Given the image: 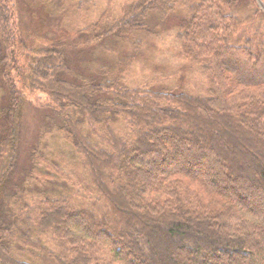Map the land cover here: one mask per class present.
<instances>
[{
  "label": "trees",
  "instance_id": "obj_1",
  "mask_svg": "<svg viewBox=\"0 0 264 264\" xmlns=\"http://www.w3.org/2000/svg\"><path fill=\"white\" fill-rule=\"evenodd\" d=\"M246 3L135 0L99 32L134 37L151 14L183 5L181 53L209 84L194 95L126 88L125 60L72 83L62 52L25 46L14 0H0V264H264V12ZM26 91L61 117L104 212L53 195L33 213L14 192Z\"/></svg>",
  "mask_w": 264,
  "mask_h": 264
},
{
  "label": "rangeland",
  "instance_id": "obj_2",
  "mask_svg": "<svg viewBox=\"0 0 264 264\" xmlns=\"http://www.w3.org/2000/svg\"><path fill=\"white\" fill-rule=\"evenodd\" d=\"M133 1L14 0L17 38L31 49L61 51L67 63L63 77L72 83L91 77L97 80L100 73L114 71L117 62L125 60L130 64L123 74L126 88L147 85L155 91L205 94L209 86L206 74L183 57L177 39L178 29L187 15L183 5L177 4L165 15L151 14L145 22V31L134 37L99 35L100 31L114 25ZM246 4L242 11L245 18L251 9L249 3ZM244 24L239 28L244 29ZM249 24V28L257 25ZM15 49L17 57H23L18 46ZM48 104L41 92H25L11 175L14 192L24 197L33 213L35 200L53 195L69 197L76 203L96 208V212H104L105 206L96 204L102 202L98 201L99 194L89 181L73 139L64 132L61 117ZM68 110L76 117L74 108ZM176 178L189 190L196 191L204 202L211 197L216 199L206 193L197 180ZM47 244H53L50 236Z\"/></svg>",
  "mask_w": 264,
  "mask_h": 264
},
{
  "label": "water",
  "instance_id": "obj_3",
  "mask_svg": "<svg viewBox=\"0 0 264 264\" xmlns=\"http://www.w3.org/2000/svg\"><path fill=\"white\" fill-rule=\"evenodd\" d=\"M256 1H257L258 6L260 7V9L264 12V6L260 2V0H256Z\"/></svg>",
  "mask_w": 264,
  "mask_h": 264
}]
</instances>
